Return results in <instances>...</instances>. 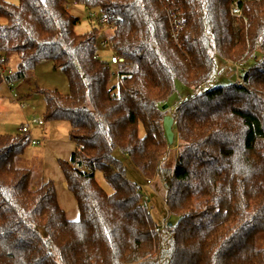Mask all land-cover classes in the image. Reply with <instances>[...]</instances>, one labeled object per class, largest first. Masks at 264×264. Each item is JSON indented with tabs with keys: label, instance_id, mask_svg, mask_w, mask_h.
Masks as SVG:
<instances>
[{
	"label": "trees",
	"instance_id": "1",
	"mask_svg": "<svg viewBox=\"0 0 264 264\" xmlns=\"http://www.w3.org/2000/svg\"><path fill=\"white\" fill-rule=\"evenodd\" d=\"M18 1L0 0V60L14 71L0 76V91L33 78L45 61L67 77V95L35 92L45 123L70 125L76 149L58 163L80 218H67L53 181L34 186L35 171L22 162L31 135H1L0 264H264V0L242 6L249 26L241 33L233 0H179L187 19L179 42L168 0ZM73 7L109 16L117 83L97 58L101 29L78 34ZM217 58L250 67L246 87L213 88ZM179 82L196 95L171 110L169 144L160 106ZM118 151L162 184L177 224L155 223Z\"/></svg>",
	"mask_w": 264,
	"mask_h": 264
},
{
	"label": "rangeland",
	"instance_id": "2",
	"mask_svg": "<svg viewBox=\"0 0 264 264\" xmlns=\"http://www.w3.org/2000/svg\"><path fill=\"white\" fill-rule=\"evenodd\" d=\"M7 2L18 4V0H6ZM71 13L81 19L80 24L77 27L78 34H86L92 29L98 27L94 21L89 19V11L82 9L80 7L71 8ZM7 23L6 19L0 18V25H5ZM108 32H110V27ZM107 32V33H108ZM107 34L100 31L98 38V53L99 57L110 63L111 58L114 56L113 51L110 48L104 49L102 43L107 39ZM217 63L221 69V76L217 79V82L213 88L219 87H229L233 85V81L227 78L225 72H223V61L220 58H217ZM15 65V63H14ZM113 70H117V66L111 65ZM113 82L117 83V76L113 77ZM15 84L14 93L10 91L8 84L5 82L1 86L0 91V136L5 135L8 132L15 133L22 124H27L36 118L43 119V113L45 111V100L43 96L35 92V89L39 87L44 90L58 91L63 95L69 93V83L67 77L61 70H55L53 65L49 61L42 62L36 70L34 78L28 79L27 83L17 82ZM177 93L173 95L169 101L160 106L162 112H167V116L171 115V110H173L181 101H186L189 98H192L196 95V91L188 88L183 83L177 84ZM16 94L17 97L13 95ZM173 117V116H172ZM63 129L66 127L70 128V125L66 122H61ZM146 132L141 126L140 136L143 138ZM41 148L29 147L27 151H32L38 153ZM174 152L178 153L176 148ZM24 157L22 162L24 165L33 168L35 171L34 174V186H40V182L43 177L41 171V162L39 158L34 157ZM115 157L120 159L126 168L127 178L139 185L141 187L142 193L144 195V202L146 203L149 211L155 221L159 226H163L164 222L167 221L170 224H177L179 221L178 217L169 216L166 203H165V190L162 187V184L159 181H154L148 185V181L140 174L138 169L126 158L121 152H116ZM96 179L102 188L110 193L112 192L111 187L106 182L102 172L98 171L96 173ZM258 247L264 248V234L260 235L257 239Z\"/></svg>",
	"mask_w": 264,
	"mask_h": 264
},
{
	"label": "built area",
	"instance_id": "3",
	"mask_svg": "<svg viewBox=\"0 0 264 264\" xmlns=\"http://www.w3.org/2000/svg\"><path fill=\"white\" fill-rule=\"evenodd\" d=\"M168 1L171 2V4L175 5L173 9L168 10V13H169V18L171 20L173 37L176 42H179L181 38V34L185 31L187 27V19L185 18V16L183 15V13L181 12L179 8V4L177 3L179 0H168ZM252 1H259V0H233L232 1L230 15L232 18L234 30L237 33H241V31H243L244 29H248L249 21L244 13L242 6ZM89 19L91 21H94L96 24H98V26L100 27L103 33L106 34L108 32L109 27H110V18L107 14H101L96 11H89ZM102 47L104 49L110 48L113 51L114 56L111 58V62L109 64L110 66L113 65V66L118 67L119 64L121 63V60L119 59L118 54L108 37L106 40L103 41ZM97 58H100V57L98 56ZM257 61L260 63H264V53L261 54L257 58ZM223 65L224 66L222 69H224V72L227 75V78L233 81V85H236L239 87H246V76L250 73V70H251L250 67L243 66L235 62H227ZM13 74H14L13 69L8 68L5 64V59L2 58L0 60V76L6 77V76H11ZM117 74H118V70L112 71V77L117 76ZM8 86L10 88V91L13 94L14 89H15L14 83L10 82L8 83ZM13 96L17 97L16 94H14ZM44 125H45V122L42 118H36L32 120L31 122H28L27 124H25L20 129V132L25 133V134L28 133L32 135L33 129L40 128ZM31 142H32V145L34 146L40 144V142L34 140L32 136H31ZM150 184L151 182H148V185Z\"/></svg>",
	"mask_w": 264,
	"mask_h": 264
},
{
	"label": "crops",
	"instance_id": "4",
	"mask_svg": "<svg viewBox=\"0 0 264 264\" xmlns=\"http://www.w3.org/2000/svg\"><path fill=\"white\" fill-rule=\"evenodd\" d=\"M27 81H24V83H27ZM60 123H45L44 126L33 129L31 136L40 144L31 145V147L41 148V150L38 153H34L33 156L31 154L32 151H27L25 156L29 158L31 154V157L35 158L38 155L36 158H39L41 162L43 182L53 181L55 183L61 208L65 211L70 221H77L80 218L79 207L74 196L67 190L65 177L58 163L59 160L69 161L75 152L76 146L69 139L70 128L66 127V129H63ZM23 126L24 124L15 133L20 132ZM7 134L10 133L8 132Z\"/></svg>",
	"mask_w": 264,
	"mask_h": 264
},
{
	"label": "water",
	"instance_id": "5",
	"mask_svg": "<svg viewBox=\"0 0 264 264\" xmlns=\"http://www.w3.org/2000/svg\"><path fill=\"white\" fill-rule=\"evenodd\" d=\"M173 126H174L173 117L171 115L166 116L164 120V130L166 132L169 144H173L174 138H175V135L173 132Z\"/></svg>",
	"mask_w": 264,
	"mask_h": 264
}]
</instances>
